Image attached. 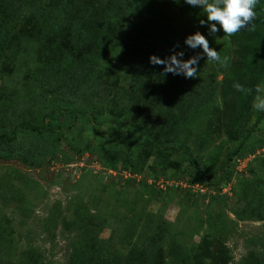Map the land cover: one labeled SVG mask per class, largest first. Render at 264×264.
<instances>
[{"label": "rangeland", "instance_id": "1", "mask_svg": "<svg viewBox=\"0 0 264 264\" xmlns=\"http://www.w3.org/2000/svg\"><path fill=\"white\" fill-rule=\"evenodd\" d=\"M153 3L138 20L120 0H45L58 14L43 23L27 0L16 1L18 16L0 49V128L41 119L50 81L41 69L59 49L71 86H56L75 87L77 103L99 118L95 124L90 111L48 138L25 132L13 148L0 144V251L8 264L24 254L35 264H72L76 250L74 264H264V122L237 156H255L252 164L232 175L226 193L218 188L227 156L262 113L252 102L264 82V0L249 30L215 39L178 0ZM197 31L226 65L205 58L197 76L185 79L149 63V55L165 59L176 45L184 60L196 55L184 40ZM131 46L146 71L121 61ZM115 121L131 138L119 135ZM135 123L189 147L209 185H189L182 154L164 170L151 159L135 179L121 176L128 155L139 152ZM58 137L56 158L25 160L31 145Z\"/></svg>", "mask_w": 264, "mask_h": 264}, {"label": "trees", "instance_id": "2", "mask_svg": "<svg viewBox=\"0 0 264 264\" xmlns=\"http://www.w3.org/2000/svg\"><path fill=\"white\" fill-rule=\"evenodd\" d=\"M16 1L20 2L21 0H0V49L6 46L9 37L11 36L14 21L18 16V9H16ZM25 1V0H23ZM27 0L26 6H29V11L31 16L35 17L36 21H42L43 23H48L53 21L56 18L57 9L50 5L46 7L42 3L45 0ZM122 5L125 8L127 17H135L138 20L144 18L147 15L149 8H152L154 3L153 0H120ZM183 4L186 10L191 11L199 17V19H206L203 16L202 10L199 8H193L184 3V0H178ZM36 3V4H35ZM99 37H97L96 42L99 44ZM137 41H133L132 44L135 45ZM140 47L137 43L135 45ZM154 50V48L150 47ZM133 46L124 48V55L121 58V61L124 64H127L131 68L137 69L138 71H146L147 65L145 67V62L141 59H135L132 55ZM152 54V53H151ZM154 54V53H153ZM152 54V55H153ZM152 55H149L152 56ZM156 55V54H155ZM51 59V58H50ZM95 58V63H96ZM67 65L63 61V56L61 49L54 53L53 59L51 61L45 62L43 65V71L41 72L47 78H50V81L46 79V85L44 86V93L42 94V104L43 109L41 111V119L39 121L35 120H23L13 129L9 127L0 128V144L5 147H14L17 144L18 138L21 134L25 132H32L40 135L42 138H48L52 134L58 133L62 130H68L71 128L72 123L79 117L87 116L88 112H95V124L96 120L99 118V113L95 110L80 103H77V97L74 95L76 88L63 92L62 89H58L60 83H64V89L71 86L69 80L62 78L67 72ZM96 72V71H95ZM102 72V71H100ZM42 79V78H41ZM96 79V78H95ZM40 80V79H38ZM45 82V81H43ZM264 122V112H262L253 122L251 129L241 138L238 147L229 155L225 160V165L222 170V175L218 188L228 184L232 180V175H234V170L232 162L235 158H242L244 156L237 157L242 150L246 147L247 143L252 136L257 132L260 125ZM118 125V133L121 137H124V140L131 138L129 135L124 133L123 126L115 121ZM133 128L132 135L135 137L138 136L139 147L137 154H129V164L127 172H130L131 175L136 176L147 166L148 162L152 159L155 166L161 170L167 168V165H173L170 157L177 154H182L185 160L188 161L189 166L192 169L190 175L191 181L188 182L189 185L200 184L203 185L205 182L208 183V177L205 172L201 169L200 160L193 156L189 147L183 145L179 141H162L160 138H156L153 131L144 126L142 123H135L131 126ZM61 137L55 138L53 142L47 147H41L39 145H31L25 152L24 158L26 161H29L32 156H42V157H52L56 158L59 152L58 147L56 146ZM106 166V164H105ZM158 168V169H159ZM103 169V168H102ZM105 170V169H103ZM121 171V170H120ZM133 179V178H130ZM228 179V180H227ZM2 244V242H0ZM5 252L4 250H2ZM2 251H0V264H8V262L3 259ZM96 253V252H95ZM78 255V251L73 254L75 258ZM18 264H35L30 262L27 255L24 254L20 263Z\"/></svg>", "mask_w": 264, "mask_h": 264}, {"label": "clouds", "instance_id": "3", "mask_svg": "<svg viewBox=\"0 0 264 264\" xmlns=\"http://www.w3.org/2000/svg\"><path fill=\"white\" fill-rule=\"evenodd\" d=\"M184 3L193 8L202 10L206 19H201L199 24L206 27L207 35L215 39L216 34L222 31L225 37H231L243 29L249 30L256 18V7L259 0H184ZM250 26V27H249ZM184 45L191 49L200 51L196 55L184 60L183 51H175L173 54L160 59L156 55L149 57V63L153 66H163V75L183 76L185 79L195 78L198 74L199 62L206 58L208 63L226 65L227 58L221 59L219 53L209 47V39L197 31L184 40ZM237 91L244 92L243 85L234 84ZM256 95L253 98L252 108L256 112H264V82L255 86Z\"/></svg>", "mask_w": 264, "mask_h": 264}, {"label": "built area", "instance_id": "4", "mask_svg": "<svg viewBox=\"0 0 264 264\" xmlns=\"http://www.w3.org/2000/svg\"><path fill=\"white\" fill-rule=\"evenodd\" d=\"M254 158L255 156H252V155H247L245 157H242V158H235L234 161L232 162V166H233V170H234V175H237V174H240V173H243L244 171H246V169L252 164V162L254 161ZM111 174L114 175V172L110 171ZM115 174L117 175V172H115ZM121 176H125L126 178H133L135 179L136 176H133L131 175L130 172H127V171H123ZM200 185H195V186H192L193 188H198ZM222 191L223 192H227L230 188H231V185L230 183L222 186Z\"/></svg>", "mask_w": 264, "mask_h": 264}]
</instances>
